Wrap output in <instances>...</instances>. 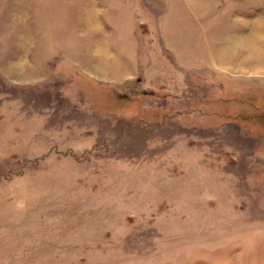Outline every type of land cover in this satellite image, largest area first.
<instances>
[{
	"label": "rangeland",
	"instance_id": "1",
	"mask_svg": "<svg viewBox=\"0 0 264 264\" xmlns=\"http://www.w3.org/2000/svg\"><path fill=\"white\" fill-rule=\"evenodd\" d=\"M0 264H264V0H0Z\"/></svg>",
	"mask_w": 264,
	"mask_h": 264
}]
</instances>
